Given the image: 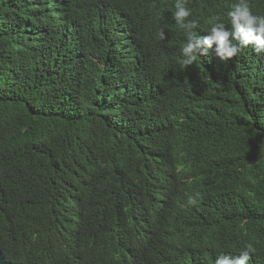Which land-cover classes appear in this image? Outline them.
I'll return each mask as SVG.
<instances>
[{
    "label": "trees",
    "instance_id": "obj_1",
    "mask_svg": "<svg viewBox=\"0 0 264 264\" xmlns=\"http://www.w3.org/2000/svg\"><path fill=\"white\" fill-rule=\"evenodd\" d=\"M175 3L0 0V264H264V53L182 68Z\"/></svg>",
    "mask_w": 264,
    "mask_h": 264
},
{
    "label": "clouds",
    "instance_id": "obj_2",
    "mask_svg": "<svg viewBox=\"0 0 264 264\" xmlns=\"http://www.w3.org/2000/svg\"><path fill=\"white\" fill-rule=\"evenodd\" d=\"M188 0H176L173 18L177 27L186 32V43L181 47L182 68H186L196 62L197 56L208 55L209 51L215 52L222 62L233 60L242 48L251 46L256 54L264 53V15L253 14L248 0H238L231 5L227 12L230 28L218 17H213V23L208 34L199 36L194 31L199 27L196 20L189 19L192 16L191 9L187 6ZM160 39H166L164 29L159 32ZM203 197L200 193L188 198V204L195 206ZM177 201L184 206L183 198L177 197ZM179 247L201 248L208 247L198 243L193 237H183L174 240ZM256 249L252 243H248L237 255L221 253L215 259V264H249L252 254Z\"/></svg>",
    "mask_w": 264,
    "mask_h": 264
}]
</instances>
